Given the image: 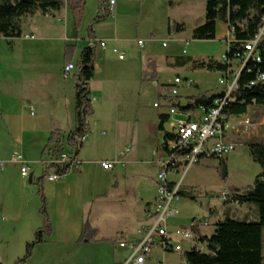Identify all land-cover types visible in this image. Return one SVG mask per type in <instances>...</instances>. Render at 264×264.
<instances>
[{"label": "rangeland", "instance_id": "rangeland-1", "mask_svg": "<svg viewBox=\"0 0 264 264\" xmlns=\"http://www.w3.org/2000/svg\"><path fill=\"white\" fill-rule=\"evenodd\" d=\"M99 6V0H86L82 24L72 27V20L68 21L70 31H75L79 39L87 35L88 22ZM110 23L112 24L101 29L102 36H107L103 41L108 42V49L104 51L100 47L97 48L99 58L101 53L105 52L110 60L107 61V64H102L99 60L97 62V69L102 74L100 75L101 81L96 84V89L101 90L102 88V90L100 96L93 95V98L97 99H94L96 115L94 113L89 118V133L82 144L80 159L86 168L83 182L87 192L89 193L88 186L95 184L101 188L100 190L103 188L106 190L109 172L101 168V163L111 160L122 151L129 149L126 159L130 160L131 164L128 166L126 174L118 179L120 188L111 190L109 195L110 199L115 200L123 186L131 184L135 189H142L146 185L152 186L155 178L157 179V172L152 162L153 151L161 145L157 125L159 115L167 114L169 110L165 103L160 102L161 94L170 92V85L175 78L180 76L183 80L192 79L197 85L191 88L185 85L179 87L181 104H186L189 97L211 95L222 91L223 87L219 85L220 72L195 70L191 66H175V58H191L206 62L209 60L223 61L227 47L226 40L223 41L219 38L212 41L193 40L189 29L185 30L184 34L178 38L169 35L166 25H163L162 18L157 21L150 18L144 21L140 20L139 29L137 22L130 19L120 29L115 30L116 34H111V32L114 33V21L111 20ZM64 24L66 23L59 24L52 21L42 30L48 34L44 36L46 38L41 39L37 36L35 41L20 42L22 51L19 53L21 57L19 58L20 63L22 62L23 72L29 79L28 86L31 89L39 88L41 79H45L46 85L44 86L49 89L45 92L49 91L51 96L52 92L56 96L60 93L59 82H63L60 74L63 65L64 45L53 40L48 41L47 38L56 37L57 28ZM220 34L221 30L218 35L220 36ZM230 38L232 39V37ZM113 40L118 42L112 44ZM140 40L144 42V49L138 47ZM165 43L167 47L163 46ZM5 48L9 50L6 42L0 40V54H3ZM114 48L124 53L125 61H120L118 54L112 52ZM148 58L153 62V68L157 74L158 89L150 77L147 78L144 75V80H140L141 61L144 69ZM167 58L169 62L166 64ZM14 61L19 62L16 59ZM234 69H238V64H234ZM0 76L9 78L6 61L3 57H0ZM28 89L25 88V90ZM29 100L28 106H34L32 99ZM156 103H161L159 109L154 107ZM34 108H36V117H31L28 110L27 113L24 111L23 114H20L16 107L11 110L7 109V117L0 116V164L7 162L11 158V154L16 151L30 163L34 173L33 183L29 184L28 179H24L20 175L19 169L11 166H6L4 169L0 166V211L4 206L3 194L5 190L25 189L28 193H32V189L35 192L38 189L36 178L42 168L39 163L40 155L47 144L48 135L43 132L44 127L41 126L45 124L46 113H43L41 107L35 106ZM10 114H17V123L14 122V119H9ZM245 118L261 123L264 119V106L249 107L246 115L232 118L231 124L239 125ZM11 123L13 124L11 125ZM15 126L16 128L13 129L12 127ZM165 128L169 131L170 123H167ZM15 134L21 140L23 139L22 143L16 142ZM227 140L237 143L238 146L230 156L223 160L224 164L223 161L217 159H204L192 167L184 177L182 190L189 193V196L182 197L180 202L174 204V207L178 209V215L169 220L170 226L186 227L192 223L194 218L208 220L212 224V226H208V229L214 228V224L224 221L228 216L241 222L258 220V212L254 205H238L231 202L229 198L235 189L243 194L251 190L255 178L262 172L260 165L255 163L250 156L248 142L254 140L264 142V125L258 126L255 131H245L244 128L237 127ZM181 177L182 173L180 172L173 178L180 179ZM225 193L229 195L227 202L221 201ZM38 206L39 204L36 207L31 202L28 215L32 222L39 217ZM116 208L113 204L108 205L107 216L111 217L110 215ZM118 208H120L118 213L122 214L130 210L131 204L129 202L119 203ZM249 208L254 210L249 211ZM214 210L216 213L211 214V211ZM9 220L10 222H8ZM16 220L17 214L12 210L6 216L0 215V262L2 264H14L24 255L23 237L20 236L21 228L18 227L16 232L14 231V228L17 227ZM147 227L148 221L144 219L137 228H134L136 239L145 236ZM116 238L117 240L122 239L119 235ZM182 245V253L166 254L164 257L166 264H187L185 253L192 250L194 244L183 243ZM197 247L202 251L207 250L206 245L199 242ZM113 249L112 243L98 244L93 249H78L69 261L63 262L61 259L53 257L49 262L51 264H61L62 262V264H123L130 255V250L114 255ZM153 255L161 256L159 248H154ZM41 262L43 261H36L35 264ZM148 264H156V261L148 262Z\"/></svg>", "mask_w": 264, "mask_h": 264}, {"label": "crops", "instance_id": "crops-1", "mask_svg": "<svg viewBox=\"0 0 264 264\" xmlns=\"http://www.w3.org/2000/svg\"><path fill=\"white\" fill-rule=\"evenodd\" d=\"M207 1L208 0H117L115 11L110 15V18L93 27L94 37L97 41H103L104 39H106L107 36H102L101 29L108 24H112L110 23L111 20L114 21V33L111 32V34H116L115 30L120 29L124 25V23L130 19H133L135 22H137V27L139 29L140 26L138 24L140 20L144 21L147 18H150L154 21H157L162 18L163 25H166V29L169 35H174L178 38L181 37L185 31L176 32L177 24H184L185 30L187 31L189 29L191 33H193V30L196 27L202 25L205 22ZM99 14L100 6L96 9L94 16H92V18L89 20L87 35L82 39L78 38V35L75 33V31H70L68 26L69 20H72V27L80 26V24H82V20L80 23H78L76 17L67 7L60 12H51L47 15L37 13L35 16L23 18V36L21 38H0V40L6 42V44L9 46V50L5 48L3 49L5 50L3 54H0V57H3L6 61V68L9 73V78L0 76V116L2 118L7 117V109L11 110L13 107H16L17 111H19L20 114H23L24 111L27 113L28 110L31 117H36V108L34 107L38 106L41 107L44 114L46 113L45 124L41 126L44 127L43 132L47 133L48 138L50 134L55 130H60L63 133L68 134V132L74 129L76 85L74 76L77 70L69 78H64L63 69L66 66L64 61L65 48L69 46L75 48L72 63L76 65V63L80 59L82 51L89 47V41L91 39L88 33V29L92 21ZM52 21L58 22L59 24L66 23L63 26L57 28L58 34L56 37L47 38L48 41L53 40L59 43H63L64 45L63 65L60 74L61 80H63V82H59L60 93L57 96L56 94L53 95V92L52 96L51 94H49V91L48 93L45 92L49 90L44 86L46 85L45 79H41L39 88L31 89L28 86L29 79L23 72V66L22 62L20 63L21 57L19 54L22 51V44L20 42L35 41L37 40V36H39L41 39L46 38L44 36H47L48 34H46L42 30L45 26H48L47 24ZM220 30L221 34L219 36L218 34ZM227 33H229V27L223 23H217L216 39L219 38L223 41L227 40ZM30 37L35 38L32 39ZM116 42L118 41H111L112 44H115ZM163 46L167 47V44L165 43ZM138 47L144 49V46L141 47L139 46V44ZM102 53L100 58L97 54V60L95 62V76L90 84V97L94 106L95 115L96 107L94 105V99L96 98H93V95H95V97L97 95L100 96L102 90V88L101 90L96 89V84L101 81L100 75L102 74V72H99V70L97 69V62L99 60L100 63L107 64V61L110 60L105 52ZM178 58L181 57L175 58V66H181ZM15 59L19 62L14 61ZM120 61H125V59ZM167 62H169L168 58L167 60H165L166 64ZM186 66L190 67L191 65L189 64ZM144 69L146 72L144 71ZM144 69L141 61L140 80H144L143 76L146 75L147 78L150 77L155 82V87L158 89L159 84L156 82L157 74L153 68V62H151L149 58L147 59V63ZM43 74L46 75L45 73ZM223 76L224 74L221 73L220 79ZM178 77L180 76H177L176 78ZM173 83L170 85V88ZM194 86H197L196 83ZM25 88L29 89L25 90ZM168 94L169 93L161 94V103L166 104V96ZM29 99H32V101L34 102V106H28L27 103L30 102ZM161 103L156 104L161 105ZM16 115L10 114L9 119H14V122L17 123L18 121ZM159 122L160 121L158 120V125ZM13 123H11V125ZM12 128L14 129L16 128V126ZM157 132L159 131L157 130ZM231 134L232 133H230L229 135ZM14 138H16V142L22 143L23 141V139L21 140L17 134H15ZM31 140H33V137H31ZM230 142L235 143L233 141ZM235 145H237V143H235ZM13 153H16V151H14ZM81 153L82 152L80 150L78 158L82 162V165L78 170L70 172L69 174L65 175L62 180L56 183H48L47 181H45L44 189L47 200V212L52 222L53 233L49 238H46L45 243L37 245L34 248L33 256L25 264H35L36 261L40 260L43 261L40 264H51L49 260H51L53 257H57L63 262L69 261L74 252H76L78 249H93L96 248L98 244L112 243L114 246L113 254L115 255L117 253H121L122 251L128 250L121 249L119 247V244L121 242H132L140 240L139 238L136 239L134 228H137L139 224L144 221V219L148 221V226L152 223V220L149 218V212L151 211V208L157 197L156 178L152 186L146 185L143 186L142 189H135L131 184H129L128 186H123L121 191L118 192L117 198L115 200H113L112 198L110 199L109 195L111 194V190L118 189V179L126 174L127 168L131 164L130 160L128 161V159H125V164L117 166L114 170H105L101 166L104 171L109 172L107 189L105 190V188H103L102 190H100L101 188L97 187V184H95L94 186H88V193L83 182V176L86 168L84 167V162L80 159ZM119 155L120 153L108 161L115 160L117 157H119ZM48 158L49 157L42 159L40 155L41 161L39 163L42 165V162L47 160ZM9 160L6 162V166H11L19 169L17 166L9 164ZM42 170L43 165L41 168V173ZM41 173L38 175V177L41 175ZM3 196L4 206L0 211V215L6 216L10 214L11 210L16 212L17 220L15 221V224L17 225V227L14 228V231L16 232L18 227L21 228L20 236L23 237L25 255L26 245L33 241L36 231L43 225V218L40 214L41 201L37 195V190L35 192V190L32 189V193H28L25 189H8L4 191ZM31 202H33L36 207L39 204V217H37L34 222L29 219L28 215ZM126 202H129L131 204L130 210L126 211L125 213L119 214L118 210H120V208H118V204ZM111 204L117 207V211L115 209V211L110 215L111 217H108V205ZM253 210L254 209L249 208V211ZM212 213H216V211H211V214ZM8 222H10V220ZM209 225L212 226L210 222ZM189 226L190 225L186 227H180L171 225V228L189 229ZM213 226H215V224ZM108 227L110 228L109 230ZM208 228L209 227L201 226L200 231L202 235L210 237L214 233L215 227L211 229ZM209 230L210 232H208ZM118 235L122 238L121 240H117L116 237H118ZM128 235H130V237H127ZM184 243L191 244L190 242ZM165 256L166 254H163L162 252L161 256H155L152 253L148 262L156 261L157 263L161 260L164 262V264H166L164 261ZM0 264L2 263L0 262Z\"/></svg>", "mask_w": 264, "mask_h": 264}, {"label": "trees", "instance_id": "trees-1", "mask_svg": "<svg viewBox=\"0 0 264 264\" xmlns=\"http://www.w3.org/2000/svg\"><path fill=\"white\" fill-rule=\"evenodd\" d=\"M100 14L92 21L88 33L90 39L94 37L93 27L110 18L111 12L107 0H99ZM68 8L81 22L86 0H0V38L18 39L23 36L22 19L60 12ZM223 23L234 31V41L226 52L227 61H196L191 58H178L180 65H191L193 69L209 72L226 73L233 67L232 62L247 53L245 46L256 40L264 25V0H208L206 4L205 22L196 27L192 33L193 40L212 41L216 39L217 23ZM185 25L177 24L176 32H184ZM75 48H65V65L73 62ZM256 57L251 58L238 78V89L231 95V100L223 109V114L231 118H240L248 113L251 106H264V81L259 80L264 75V35L258 42ZM97 50L86 48L82 51L76 63L75 79V127L68 134L60 130L53 131L42 151L41 157L58 158L67 148L79 155L82 144L79 140L89 133V118L95 110L91 100V81L95 76V62ZM220 93L189 97L186 104H181L180 98L169 99L170 106L181 111H194L199 108L210 110L215 107V101L221 98ZM169 116L159 115L157 130L165 132ZM173 137L166 132L165 141ZM249 153L255 163L260 165L262 172L255 178L253 188L247 193L235 189L229 198L238 205H254L258 212V220L241 222L228 216L224 221L215 224L214 233L208 237L202 235L201 219L194 218L188 227L197 236L198 242L206 245L207 250L198 247L185 253L187 264H264V142L249 141ZM165 150H168V148ZM224 164V161H223ZM51 167L44 166L42 173L36 178L37 195L41 201L40 214L43 225L39 228L32 242L26 245L25 255L14 264H25L32 256L37 245L45 243L53 233L51 219L47 212L45 196V178ZM57 174H69V167L56 169ZM181 197H188L189 193L181 190ZM228 199V200H229ZM227 200V201H228ZM226 201V202H227Z\"/></svg>", "mask_w": 264, "mask_h": 264}, {"label": "built area", "instance_id": "built-area-1", "mask_svg": "<svg viewBox=\"0 0 264 264\" xmlns=\"http://www.w3.org/2000/svg\"><path fill=\"white\" fill-rule=\"evenodd\" d=\"M117 0H108V7L111 14L115 11ZM234 31L230 29L226 40L227 51L234 41ZM264 35V25L257 36L256 40L248 43L245 46L247 53L240 59L232 62V65L238 64V69H232L219 79V85L222 86L220 94L221 98L215 101V107L206 110L199 108L194 111H181L177 107L170 106L169 99H176L180 95L179 87L185 85L189 88L194 87L195 82L192 79H182L178 77L174 80L170 88L169 94L166 96V105L168 107L170 130L160 132L161 145L153 153V164L157 169V197L149 212V218L152 223L147 227L146 234L138 241L121 242V249L130 250L129 257L123 264H147L155 247L159 248L163 254L167 253H182L184 242L194 244L192 249L197 247L198 238L191 229L176 228L172 229L169 220L178 215V209L174 204L181 201L180 191L183 187V179L188 171L199 164L204 159L225 160L237 148L235 143L227 140L232 131L237 127H242L245 131H255L258 126L264 125V119L261 123L245 118L239 125H232V118L223 114V109L231 100V95L237 91L238 78L241 72L247 65V62L256 57L255 51L259 40ZM232 37V39L230 38ZM34 39L35 37H30ZM139 46L143 47L144 42L139 41ZM89 47L97 50L100 47L102 50L108 49L107 41L90 40ZM114 54H118L119 60H124V53L118 49L112 50ZM223 61H227L226 55ZM77 67L74 63L66 65L63 69L64 78H69ZM259 80L264 81V75L259 77ZM160 108V104L154 105ZM166 132L172 135V139L165 141ZM86 140V137L79 140L80 144ZM165 148L168 150H165ZM129 149L122 151L115 160L102 162L101 166L105 170H114L117 166L125 164ZM11 165L17 166L20 169V174L24 179H29L33 174L30 163L25 161L21 153H15L8 162ZM6 162L1 163V168H5ZM43 167H51L45 181L48 183H56L62 180L65 175H59L56 169L69 167V173L76 171L82 165L78 156L74 151L68 148L58 158L49 157L42 162ZM182 173L180 179H175ZM229 198L227 193L224 194L221 201L226 202ZM201 226L208 227L209 221L202 220ZM156 264H164L163 261H158Z\"/></svg>", "mask_w": 264, "mask_h": 264}, {"label": "water", "instance_id": "water-1", "mask_svg": "<svg viewBox=\"0 0 264 264\" xmlns=\"http://www.w3.org/2000/svg\"><path fill=\"white\" fill-rule=\"evenodd\" d=\"M28 181H29V184H32L33 183V174L29 177Z\"/></svg>", "mask_w": 264, "mask_h": 264}]
</instances>
